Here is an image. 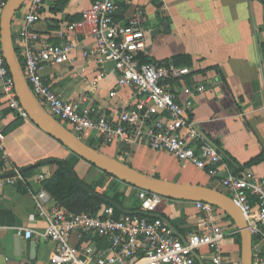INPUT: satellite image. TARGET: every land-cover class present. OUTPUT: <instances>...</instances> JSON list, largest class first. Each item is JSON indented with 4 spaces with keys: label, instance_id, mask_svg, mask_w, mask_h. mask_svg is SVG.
Returning <instances> with one entry per match:
<instances>
[{
    "label": "crops",
    "instance_id": "obj_1",
    "mask_svg": "<svg viewBox=\"0 0 264 264\" xmlns=\"http://www.w3.org/2000/svg\"><path fill=\"white\" fill-rule=\"evenodd\" d=\"M91 1H43L39 8L41 20L34 29L42 35V41L70 42L73 51L69 61L44 66L40 75L62 98L80 102L81 108L91 114L109 116L134 104L132 88L118 86L114 66L104 68L105 63V76L92 85L91 79L99 76L97 64L93 58L87 60L78 54L80 50L91 48L92 39L65 31L66 23L78 20ZM118 2L119 10L114 14L118 22H123L135 9L144 14L143 55L156 62L180 58V65L191 70L187 80L205 86V91L194 97L188 117L198 132H203L216 144L222 157L220 175L231 173L239 177L246 175L251 180L264 179V0ZM25 13L23 1L10 26L20 63L23 46L20 32L25 25ZM82 97L85 101L80 100ZM0 131L4 134L1 147L6 153L4 171L7 175L14 170L26 173L13 184H0V264H52L50 258L55 244L43 238L47 222L38 215L34 200V194L43 189L42 180L57 169L59 160L68 161L78 178L88 185L104 183L106 177L103 171L72 153L29 118L24 119L10 109L1 84ZM78 137L113 157L123 152L126 163L142 173L171 182L208 186L225 193L219 181L203 170L167 152L152 150L143 140L107 144L98 139L94 131ZM40 174L44 176L41 180ZM119 189L123 193V208L132 211L139 207L135 187L123 183ZM54 203L49 196L47 207ZM155 214L164 222L167 220L180 239L192 231L201 232L198 226L202 213L194 202L164 197ZM218 218L225 231L222 251L228 264H239L236 225L227 215L220 214ZM24 230L33 232L29 238L33 248L28 252L24 246L19 247V242L24 243L26 239ZM70 243H77L75 235ZM105 246L104 242L97 243L98 248ZM210 251L209 248L197 251V263L211 264Z\"/></svg>",
    "mask_w": 264,
    "mask_h": 264
},
{
    "label": "built area",
    "instance_id": "obj_2",
    "mask_svg": "<svg viewBox=\"0 0 264 264\" xmlns=\"http://www.w3.org/2000/svg\"><path fill=\"white\" fill-rule=\"evenodd\" d=\"M44 0H24L25 25L20 32L23 41L20 53L24 77L42 107L61 124L79 136L94 131L98 139L107 144L121 141L136 143L143 140L156 151H164L179 161H186L209 177L216 179L242 211L251 235V264H264V179L251 180L231 173L220 175L222 157L217 148L205 141L188 114L193 108L194 97L205 91V86L187 80L191 70L185 65L168 62L140 63L143 53L145 17L140 9L133 10L123 22L114 14L119 10L118 0H92L81 11L80 18L67 22L68 34L81 33L92 39L89 50H80V57L97 64L99 76L91 79L96 85L105 76L103 64L114 61L117 85L130 86L134 104L114 115L91 114L82 109L80 102H72L54 92L40 75L47 65L62 64L70 60L73 44L42 41L34 25L41 20L39 8ZM6 0H0V14ZM60 35V34H59ZM0 84L8 100V107L19 116H28L17 99L12 78L4 61L0 46ZM81 101H85L82 97ZM0 131V184H13L22 178L14 170L4 171L6 153L1 147ZM39 175V179H43ZM139 201L137 211L114 216L112 206L104 207L97 215L86 212L72 213L58 203L47 207L49 196L44 189L34 194L35 207L44 217L47 228L43 238L55 244L51 254L52 264H198L194 253L202 248L211 249V264H228L221 242L224 227L218 216L223 214L211 204L196 201L202 213L198 230L180 239L164 220L156 215L157 206L164 198L159 194L136 188ZM137 212L154 215L148 218ZM235 233L238 232L235 227ZM25 238L32 237L31 230L23 231ZM76 236L77 243H70ZM104 242L105 248L97 243Z\"/></svg>",
    "mask_w": 264,
    "mask_h": 264
},
{
    "label": "water",
    "instance_id": "obj_3",
    "mask_svg": "<svg viewBox=\"0 0 264 264\" xmlns=\"http://www.w3.org/2000/svg\"><path fill=\"white\" fill-rule=\"evenodd\" d=\"M23 1L24 0H6L0 14V46L2 56L12 78L14 93L25 110L28 118L43 132L60 142L82 160L95 166L122 183L159 194L165 198L190 202L201 201L220 208L237 227L240 238L239 264H251V235L246 227L242 211L227 194L208 186L171 182L142 173L115 157L85 143L58 120L47 113V111L36 99L28 82L26 81L21 63L12 43L10 32L12 17ZM166 25L167 23L164 22L165 27ZM114 65V61H108L104 64V68H109ZM199 134L205 141L217 148L216 144L203 132L199 131ZM77 181L80 183L78 179ZM82 186L91 194L100 196L97 192L90 190L83 184ZM124 212L126 213L130 211L125 210ZM165 222L169 227H171L167 220H165ZM16 245L18 244L16 243ZM22 246H24L27 252L30 248H33L29 238H26L24 243H22V241L19 242V247L22 248ZM194 255L197 258V254L194 253Z\"/></svg>",
    "mask_w": 264,
    "mask_h": 264
},
{
    "label": "trees",
    "instance_id": "obj_4",
    "mask_svg": "<svg viewBox=\"0 0 264 264\" xmlns=\"http://www.w3.org/2000/svg\"><path fill=\"white\" fill-rule=\"evenodd\" d=\"M171 60L156 62L153 59L148 58L146 55H143V53H139L140 63L153 62L161 65L168 62L179 65L181 63L180 58H173ZM115 158L126 163L125 154L123 152H120L115 156ZM57 165V169L50 176L42 180V188L56 203L63 206L68 211L72 213L86 212L91 215H97L104 207L112 206L114 210V216L116 217L123 214L125 210L127 211V209L123 208L122 206L123 193L117 191L113 193L111 191L98 192L96 191L95 186L88 185L78 178L77 174L68 161L59 160L57 161ZM24 174H26L25 171H21V175L24 176ZM105 174L108 175L107 173ZM77 179L80 181V183L77 181ZM82 184L90 190L97 192L103 198L91 194L90 192L85 190ZM137 209L138 205L132 211L136 212ZM137 213H139L140 215H145L148 218H152L154 216L141 212ZM235 242L238 245L240 244L238 233L235 234Z\"/></svg>",
    "mask_w": 264,
    "mask_h": 264
},
{
    "label": "rangeland",
    "instance_id": "obj_5",
    "mask_svg": "<svg viewBox=\"0 0 264 264\" xmlns=\"http://www.w3.org/2000/svg\"><path fill=\"white\" fill-rule=\"evenodd\" d=\"M104 176L106 177L104 183H100L95 185L96 189L100 192H105V191H111L112 193L117 191L120 192L121 190L119 189L120 186H122L123 183L118 181L115 178H112L104 173Z\"/></svg>",
    "mask_w": 264,
    "mask_h": 264
}]
</instances>
